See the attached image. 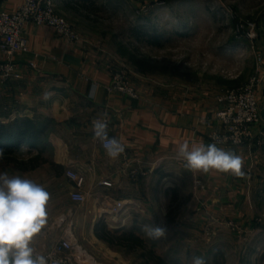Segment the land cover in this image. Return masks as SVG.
<instances>
[{
  "label": "crops",
  "instance_id": "1",
  "mask_svg": "<svg viewBox=\"0 0 264 264\" xmlns=\"http://www.w3.org/2000/svg\"><path fill=\"white\" fill-rule=\"evenodd\" d=\"M22 1L0 0V8L13 11ZM51 1L54 6L60 2ZM81 34L80 40L71 42L48 26L29 23L27 52L14 56L20 79L0 78V122L29 119L44 127L42 160L35 165L28 163L25 169L15 165L12 175L44 186L50 193L47 222L53 214L72 216L73 229L83 245L98 243L108 248L96 237L94 226L106 204L120 199L131 203L126 209L129 217L125 228L138 226L144 231L145 225L167 227L168 232L172 229V236L168 233L166 238L156 239L164 248L172 240L182 248L178 251L182 259L204 257L208 246L202 242L201 231L205 225L222 223L229 217L241 226L249 223L250 218L242 216L251 214L247 187L264 184V179L254 178L249 169L257 164L264 171V160L259 159H264V147L252 152L249 145H217L243 158L242 177L187 169L186 161L177 154L178 146L184 142L190 147L211 143L208 135L218 125L209 120L222 107L216 102V89L184 80L157 90L137 82V98L111 92L112 76L120 68L102 45ZM263 79L257 88L261 113ZM46 93L50 94L47 99ZM96 119H107L109 136L123 144L125 151L117 158H110L94 138L92 122ZM37 153L32 150L21 160L28 162ZM67 170L83 177L85 202L71 200L74 183ZM132 170L146 174L134 180ZM198 181L203 188H198ZM54 182L63 183L64 191L56 196ZM136 216L139 224L133 223ZM46 226L33 239L36 254L44 255L62 236L63 227L54 230Z\"/></svg>",
  "mask_w": 264,
  "mask_h": 264
},
{
  "label": "rangeland",
  "instance_id": "2",
  "mask_svg": "<svg viewBox=\"0 0 264 264\" xmlns=\"http://www.w3.org/2000/svg\"><path fill=\"white\" fill-rule=\"evenodd\" d=\"M54 10L75 32L81 36V32L85 33L104 47L136 94L137 82L157 90L175 81L190 80L212 86L219 95L246 84L254 74L260 82L264 76V0H60ZM260 58L262 70L256 72ZM263 147L264 142L249 145L252 152ZM11 156L22 159L17 153ZM15 165L0 159V171L10 176ZM251 166L253 177L264 179V171L257 164ZM62 184L54 182V196L64 191ZM197 184L203 188L200 181ZM247 188L251 214L242 215L250 218L247 226L229 217L215 225L210 222L201 231L202 242L208 246L206 264H264V184L251 183ZM60 217L50 215L48 228L64 229L65 225L59 224ZM138 218L133 223L139 224ZM71 219L74 228L75 221L72 216ZM98 222L115 230L104 216ZM136 228L135 233L171 264H192V260L181 258L178 251L182 248L172 240L164 248L161 240L149 238ZM169 231L171 237L172 229ZM73 232L99 264H146L140 251L101 248L98 243L86 246L77 231Z\"/></svg>",
  "mask_w": 264,
  "mask_h": 264
},
{
  "label": "built area",
  "instance_id": "3",
  "mask_svg": "<svg viewBox=\"0 0 264 264\" xmlns=\"http://www.w3.org/2000/svg\"><path fill=\"white\" fill-rule=\"evenodd\" d=\"M29 23L35 26H48L68 41L80 40V36L68 22L55 13L51 0H44L42 3L37 0H23L13 11L0 8V54L2 56L0 58V78L2 80L20 79L21 72L15 63L14 56L27 52L25 33ZM259 60L256 72L262 70L260 67L262 59ZM30 64L33 66L32 63ZM259 82V77L254 74L246 84L217 94L216 102L222 107L216 110L210 118L218 125V128L208 135L211 143L229 147L250 145L254 141L259 145L264 142V121L260 114L259 98L256 93ZM109 90L137 98L136 92L129 85L123 72L113 74ZM104 120L108 123L107 119ZM98 143L101 144L99 141ZM130 173L134 180L146 174L141 170H132ZM66 175L74 183V189L70 193L71 200L78 203L85 202L86 196L81 191L83 177L71 170H67ZM103 185L110 186V183L103 182ZM129 204L131 203L125 200H113L106 204V209L100 213L99 219L104 216L114 229L124 228L126 219L129 217L126 212ZM59 224L65 225L62 236L44 253V256L49 258V264L53 261L56 264H99L76 239L71 216H61Z\"/></svg>",
  "mask_w": 264,
  "mask_h": 264
},
{
  "label": "clouds",
  "instance_id": "4",
  "mask_svg": "<svg viewBox=\"0 0 264 264\" xmlns=\"http://www.w3.org/2000/svg\"><path fill=\"white\" fill-rule=\"evenodd\" d=\"M49 95L46 93L44 98H49ZM92 131L110 158L115 159L125 151L116 137L109 136L106 120H94ZM177 154L186 161V168L193 172L217 170L236 177L244 175L243 158L218 147L216 143L190 147L184 142L178 146ZM3 157L4 151L0 149V159ZM49 200L50 193L41 184L0 171V264H49V258L36 254L32 247L33 239L47 223ZM143 230L152 239L168 235L164 226L145 225ZM192 264H206V261L203 256H197L193 257Z\"/></svg>",
  "mask_w": 264,
  "mask_h": 264
},
{
  "label": "trees",
  "instance_id": "5",
  "mask_svg": "<svg viewBox=\"0 0 264 264\" xmlns=\"http://www.w3.org/2000/svg\"><path fill=\"white\" fill-rule=\"evenodd\" d=\"M44 143V127L40 124L29 119H17L8 123L0 122V149L4 151L3 158L22 169L27 168L28 163L35 165L39 160H42L40 151L44 149ZM32 150H37L38 153L28 162L11 156L17 153L21 157L24 154H29ZM135 230L134 226L131 230L115 229L110 231L100 222L94 227L96 237L110 247H120L129 252L140 251L139 255L146 264H171L163 256L156 254L154 248L149 247L146 241L135 233Z\"/></svg>",
  "mask_w": 264,
  "mask_h": 264
},
{
  "label": "water",
  "instance_id": "6",
  "mask_svg": "<svg viewBox=\"0 0 264 264\" xmlns=\"http://www.w3.org/2000/svg\"><path fill=\"white\" fill-rule=\"evenodd\" d=\"M260 114H261L262 120L264 121V112L263 113L260 112Z\"/></svg>",
  "mask_w": 264,
  "mask_h": 264
}]
</instances>
